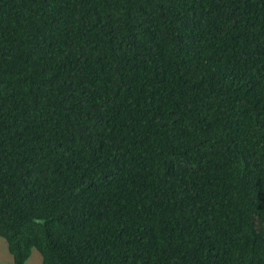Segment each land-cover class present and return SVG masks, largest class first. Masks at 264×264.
Returning <instances> with one entry per match:
<instances>
[{"label":"trees","instance_id":"1","mask_svg":"<svg viewBox=\"0 0 264 264\" xmlns=\"http://www.w3.org/2000/svg\"><path fill=\"white\" fill-rule=\"evenodd\" d=\"M0 238L264 264V0H0Z\"/></svg>","mask_w":264,"mask_h":264},{"label":"rangeland","instance_id":"2","mask_svg":"<svg viewBox=\"0 0 264 264\" xmlns=\"http://www.w3.org/2000/svg\"><path fill=\"white\" fill-rule=\"evenodd\" d=\"M42 258L36 250H32L26 264H41ZM0 264H12V257L8 252L6 242L0 238Z\"/></svg>","mask_w":264,"mask_h":264}]
</instances>
